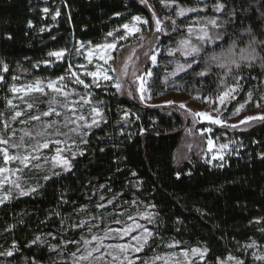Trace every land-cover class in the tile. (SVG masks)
Wrapping results in <instances>:
<instances>
[{
    "label": "trees",
    "instance_id": "16d2710c",
    "mask_svg": "<svg viewBox=\"0 0 264 264\" xmlns=\"http://www.w3.org/2000/svg\"><path fill=\"white\" fill-rule=\"evenodd\" d=\"M148 2L162 10L160 0ZM176 3L206 5L209 14L214 0ZM228 5L237 11L236 22L227 31L238 40V48H247L249 29L252 36L264 40V0H228ZM45 7L48 13L43 12ZM56 10L60 16L53 20ZM133 15L151 20L147 6L136 0H0V67L8 66L7 72L0 71L4 77L0 128L13 76L34 80L65 75L67 56L77 44H102L107 33L115 32ZM181 35L174 33L170 39ZM229 46L230 41L222 42L221 48L208 46L201 56L219 54ZM60 50L66 55L54 62L48 53ZM258 52L264 56V49ZM166 58L161 56L153 68L154 97L173 91L200 98L216 96L220 69L213 65L210 74L201 77L196 73L202 70V62L200 67L193 66L195 72L189 69L164 82ZM242 72L247 79L236 101L244 100L249 91L257 99L264 93V67L257 61ZM93 98L107 122L86 136L84 154L72 161L71 170L40 181L35 192L0 206V252L16 245L13 256L0 255V264H33L34 260L51 264L56 252L49 251V246L73 250L83 234L72 225L78 224L84 212L96 213L101 197L102 204H109L105 207L109 216L128 207L151 209L153 220L148 225L153 237L146 252H161L170 244L177 249L207 247L203 264H216L228 255L248 264L245 245H264V123L256 122L245 130L215 129L213 135H225L227 139L219 137L220 141L230 144L221 162L210 164L191 156L178 163L174 156L182 141V117L143 108L106 86L95 90ZM125 110L128 119H122ZM37 235L44 243H32Z\"/></svg>",
    "mask_w": 264,
    "mask_h": 264
},
{
    "label": "snow or ice",
    "instance_id": "6c2138e0",
    "mask_svg": "<svg viewBox=\"0 0 264 264\" xmlns=\"http://www.w3.org/2000/svg\"><path fill=\"white\" fill-rule=\"evenodd\" d=\"M142 4L146 3L147 0H140ZM161 4L168 9H171L173 5H176V11L175 15L177 17H183L187 13L191 12H202L204 11V8H196V7H189L184 8L181 7L179 4L176 3V0H160ZM151 7V6H149ZM205 7H207L205 5ZM213 12L214 13H223V18H219L217 16L209 17L206 20L203 21L204 26L200 27H194L193 25H189L187 27V35L182 38L175 48H170L168 50V55L175 57L177 53L182 56L183 62L179 60L173 61V63L176 64L175 69L170 74L171 76H176L180 72H186L189 69L195 72L194 65L197 67L201 66V63L203 62V68L200 72L196 73L197 75L204 77L210 74L211 69L213 65L220 69V72L216 73V75L219 77L218 87H217V94L215 96V99L211 97H206L205 101L209 103L210 107L215 104L217 101L219 103L220 107H213V111L217 113L215 117L210 115L206 111H191L190 109H187V106L184 103H180L179 107L185 109L186 111H189L192 115L194 122L197 118L199 120H206L209 124L218 125L222 128L227 127L230 129H237L241 125H246L248 127H251L254 122L264 123V114H257V115H251L246 116L243 119H241L236 124H229L227 121L231 119L233 116H238L242 110H244L245 105L247 103H252L254 101V93L249 91L247 92V100L244 103H239L238 107H235L233 111H229L227 108V105L231 103V101L236 100L237 95H239L240 91L244 90L243 81H245L247 78L242 72L243 68L251 69L252 66L257 62L260 61L261 66L264 67V56L260 55L258 52V49H264V40H259L257 37L252 36L251 29L248 30V34L250 35L251 39L248 42L247 48H238V40L232 39L229 36V33L227 31V27L231 24H234L236 22L237 17V11L235 8H230L228 5V0H214L213 4ZM44 13L49 12V8L45 7L43 9ZM119 15V13H117ZM60 16V11L56 10L54 15H52V19L55 20L57 17ZM168 22V23H166ZM152 24L154 27V33L158 34H168V28L169 25L171 27L172 32L178 31V25L176 22V19L172 17V15H165L162 18L158 17L156 15V12L152 11L151 20L143 18L140 15H133L130 18L129 23L122 24V28L124 29V33L121 34L118 38V40H127L130 36L131 37H137V34H140L137 39L140 41H143L145 37L142 34V27H148ZM201 21L198 19L193 22L195 25H199ZM211 26V29L208 27ZM29 27H31V22H29ZM43 31V29H41ZM116 31H119L117 29ZM108 36H113V32L107 33ZM227 37V40H226ZM117 38L114 37L113 42L104 43L101 45H96L94 50H90L87 53V60L88 63L93 62V55L95 53L96 58L99 60H102L104 64H108V68L100 69L99 65L97 66L96 71H85V75L92 78V84L95 85V87H100V80L103 81H112L113 76L109 75V72H115L116 69L112 67L111 64H109L110 60H114V57L111 55L112 51H115L117 49ZM230 41V46L224 50H222L219 54H213L208 57H202L201 53L205 52L207 50L208 46H213V48H221L222 42L228 43ZM91 43V42H89ZM83 46V44L81 45ZM79 51V49H77ZM150 51L154 52V49L150 48ZM50 57H56L57 60L62 59L65 56V51H51L48 53ZM145 56H148L149 53L145 52ZM237 56L239 57L237 59ZM150 60L153 64H156L157 62V55L152 54L150 55ZM78 68H84V65H77ZM72 65L69 64L68 66V73L73 78V81L75 84L82 85L84 89H90L92 85L85 83V80L81 78V75L78 74L75 71H71ZM3 71H8V66L6 64L3 65ZM128 74V65L125 63L123 69L121 70V75L127 76ZM134 77V83L136 81H139L138 90L140 92V100L143 102L145 100L152 99V96L148 92V88L146 87L148 84V78L153 76V72L150 70H145L143 75L137 76L136 72L133 71L132 73ZM231 78L232 83H228V79ZM13 80L18 79L17 77L13 76ZM252 80H256L257 77L252 76ZM66 80V76H59L56 80H48L46 85L41 80H36L31 84L24 85L21 87H17L16 85L10 86V91L13 94L22 93L19 98L23 101L24 96H28L32 93H39L41 95H45V88L51 90V92L54 94L52 95L48 100V110L39 112V114L31 115L30 119L34 121H40L41 117H49L53 115V113L56 116H60L61 113L56 110L55 105L61 104L62 107L68 108V103H61V101L58 99V97H63L64 101L68 100V97L70 93L66 91L67 84L62 83ZM4 81V77L0 75V82ZM111 87H114L117 91H120L123 87L122 83L117 80L116 82L112 83L110 85ZM75 94V90H73V93ZM91 93L85 92L83 95H80V101H83L85 104L91 103ZM196 99H199V97H196ZM80 101H72L73 104H79ZM264 101V94L259 95L257 99H255V107L260 108L264 107V104L261 102ZM99 103H103V101H99ZM173 101H167L166 104L171 105L173 104ZM7 104L9 106H12V100H8ZM159 106V105H157ZM35 107L34 101L27 102V108L33 109ZM223 109V111L221 110ZM69 111L75 113L77 112V108H69ZM229 112L228 116H225L224 113ZM91 113V122L89 123L87 118L80 114L75 117V119H72L71 117L65 121L64 127H68L69 123H77V121H83L84 123L77 124L75 128H70L69 131L76 133L80 137L79 143H88V141L85 139V137L89 134L87 131H82V129H92L94 126L98 127L100 123L103 121L106 123L107 121L104 120L103 112L100 108L93 106L90 109ZM24 115L21 111H16L15 115L13 116V119H16L17 117H20ZM55 121L51 123H47L44 125L45 129L52 128ZM8 125L5 124V128H7ZM206 131L211 132L212 129L209 128ZM25 136L30 135V133L25 132ZM37 135L43 136L45 135V132L37 133ZM56 137H59L61 135L65 136V140L60 139H46L41 142H37L35 145H33V150L31 152L24 151V152H17L16 154H12L9 152L8 148H22L21 144H9V140L5 139L3 137H0V145H6L8 147H0V155L3 157V166H0V188L4 187V184L7 183L9 185L14 186L16 189H20L19 195H28L30 192H35L36 188H31L29 191H24L21 188V184L19 183V176L15 180L11 179V176H16L17 173H21L24 168H28L33 160H40L42 156L39 154L41 149H47L49 148L50 144L56 145L55 148V155L53 156H43V159L45 163L50 162L53 166V168L60 167L64 171H70L71 170V160L76 157L77 154L83 155V150L79 148V143H77L75 140L72 141V143H69V140L71 137L69 136V133H61L59 129L57 128L55 130ZM203 135V133H201ZM21 141H23V137H21ZM65 145V147H61V145ZM207 147L208 151L211 152L214 147V142L211 138L207 139ZM227 144L220 145V153H217L212 156V159H220L223 160L224 156L222 151L224 149H227ZM103 151V149H101ZM69 152L71 154L70 157L63 155V153ZM18 167L15 169H11L7 167L10 163H17ZM210 162V161H207ZM36 167H40V165H35ZM56 175H59V173H55ZM135 174V173H133ZM49 177L45 176V179H48ZM10 192L4 194L3 196H0V203H3L4 201L10 199ZM103 199V197H101ZM142 219L148 220L150 223L153 220V215L144 213L141 215ZM95 219V218H93ZM130 219H134L130 217ZM116 223H120V221H116ZM87 224V221H81L79 224L72 225V227H78L83 228ZM98 225H89V231H91L92 227H95ZM112 233H115L117 237L120 239H123L124 237H130L131 242L129 243H110L105 244L104 241L106 239L111 238ZM133 233H138L136 235H133ZM153 237V232L149 231L144 225L139 223H133L129 224L126 227H124L122 230H116L113 229L111 232L108 230H105L103 236L100 235H92L91 240L84 239L83 245L84 250L81 254L79 253L81 250L78 248L77 252H73L71 254L73 258V264H81V262H89V264H135V261L130 257L129 253H140L142 252L146 246L149 244V240ZM37 242H40L41 244L44 243V241L41 240V237L37 235L35 239L32 241L33 244H36ZM70 242V241H69ZM89 245H94L92 247H89ZM67 246V242L65 243V247ZM169 247H174V245L170 244ZM259 247L256 245L255 242H252L251 244L245 245V248L251 249ZM16 245L13 244L12 249L5 252H0V255H6V256H13V251L15 250ZM101 249H106V251L103 252L101 255H94V253H100ZM49 251H56V246L51 245L49 246ZM209 249L207 247L200 248V247H193L189 251H185L180 253L181 256H183L184 260L187 262V264H197L196 260H190L189 255L191 254L192 257H199L200 264H203V260L206 257ZM252 256L254 260L256 261H262L264 262V255L257 254L255 252L252 253ZM105 257H110V260H106ZM160 259V257H155L152 261V264H155V260ZM172 257H169L165 264H168V260H171ZM235 258L232 256L228 257V260H234ZM33 264H37V262L34 260ZM144 264H148V261H145ZM178 264V262H177ZM235 264H244L242 260H235Z\"/></svg>",
    "mask_w": 264,
    "mask_h": 264
},
{
    "label": "rangeland",
    "instance_id": "374dc122",
    "mask_svg": "<svg viewBox=\"0 0 264 264\" xmlns=\"http://www.w3.org/2000/svg\"><path fill=\"white\" fill-rule=\"evenodd\" d=\"M138 3L142 4L140 0H136ZM147 6V9L150 13V16H152V11L154 10L156 12V15L163 19L165 15H172L174 19H176L178 27L177 32H172L171 27L169 25L168 28V34H158L154 33V27L150 23L148 27H142V34L145 37L143 41H140L137 39V37L140 34H137V37H129L127 40H118L119 36L124 33V29L122 27L119 28V31L113 32V36H108L106 41L104 43L113 42L114 37L117 38V49L115 51L111 52V55L114 57V60H110L109 64L112 65L116 69L115 72H109V75L113 76L112 81H103L100 80V87H95V85L92 84V78L85 75V71H96L97 66L99 65L100 69L108 68V64H104L102 60H99L96 58V55L94 53L93 55V62L88 63L87 60V53L90 50H94L96 45H90V44H77L73 51L68 54V66L69 64L72 65L71 71H75L78 74L81 75V78L85 80V83H88L92 85L90 89H84L82 85L75 84L73 81V78L70 76L67 72L65 73L66 80L62 83L67 84V89L70 93L68 100L64 101L63 97H58V99L61 101V103H68V108H64L61 106V104L55 105L56 110L61 113L60 116H56L54 113L53 115L49 117H41L40 121H34L31 120V115L39 114V112L48 110V100L49 98L54 95L51 90L45 88V95H41L39 93H32L28 96H24L23 101L19 98L22 93L13 94L9 89L11 85H16L17 87H21L24 85H28L33 83L36 80H41L45 83H47L48 80H56L55 79H34V80H24L20 77H17L16 80H11V83L8 86V94L7 97L8 100H12V106H9L6 101L5 106V114L3 115L1 128H0V137H3L5 139L9 140V144H21L22 148L16 149V148H8L9 152L12 154H16L17 152H24L28 151L31 152L33 150V145H35L37 142L43 143L46 139H60L65 140L66 137L61 135L59 137H56L55 130L58 128L61 133H69V136L71 139L69 140V143H72L73 140H75L77 143L80 141V137L76 135V133L70 132V128H75L77 124H83V121H77V123H69L68 127H64L65 121L68 120L70 117L72 119H75L76 116L83 114L88 122H91V113L90 109L95 106L100 108L97 101L94 100L93 96L95 93V90L101 88V87H110L114 89V91L118 94L120 97H125L129 100L136 101L140 103V105L144 107L149 108H156L164 111H170L175 112L180 117H182L183 121V127H182V141L180 143V146L175 152V161L180 163L183 160L189 159L191 156L200 157L202 160L210 161L208 163L214 164L216 162H221L220 159H212V156L220 153V145L227 144L228 148L224 149L221 154L225 157L229 152V142L227 140L220 141V138L227 139L225 135L221 134V137H215L213 133L215 132V129L225 130L230 129L227 127H220L218 125L209 124L206 120H199V118L196 119L194 122V119L189 111H186L183 108H180V103H184L187 106V109H190L191 111H206L213 117L217 115L215 111H213V107H220L218 101L213 104L211 107L208 102L205 101V98H200L197 95H188L185 93L173 91V92H167V93H161L157 95L156 97L153 96V92L151 90L152 83L154 81V72L153 68L159 65V58L161 56L167 57L166 61L168 62L165 65H167L164 69L163 73H166L167 77L165 76L162 78V81L166 82L167 80H174L178 76L186 73V72H180L176 76H171L170 74L175 69L176 64L173 63L175 60H179L183 62V57L180 56L179 53L176 54L175 57L169 56L168 50L170 48H175L178 42L184 38L187 35V27L189 25H193L194 27H200L204 26L203 21L206 20L209 17L217 16L219 17L220 13H214L213 12V6L209 9V14H207V7L205 6H196V8H204V11L202 12H191L187 13L183 17H177L175 15L176 11V5H173L171 9L165 8L162 4V10L155 9L150 2H147L142 4ZM151 6V7H149ZM189 8V7H184ZM200 20L201 23L199 25L193 24L194 21ZM130 21V19H129ZM126 22V23H129ZM168 23V22H166ZM211 29V26H208ZM182 32V35L180 37H177L176 39H170L174 33H180ZM101 45V44H99ZM151 49H154L153 51H150ZM79 49V51H77ZM148 52L149 55L145 56L144 53ZM156 54L157 55V62L156 64H153L150 60V55ZM66 55V54H65ZM65 57V56H64ZM63 57V58H64ZM54 62H60L63 60H57L56 57H50ZM125 63L128 65V74L127 76L121 75V70L123 69ZM77 65H84V68H78ZM170 67V68H167ZM145 70H150L153 72V76L148 78V92L152 96V99L141 101L140 100V92L138 90L139 81H134V77L132 75L133 71L136 72L137 76L143 75ZM0 71H3V68L0 67ZM165 75V74H164ZM119 80L123 87L120 91H117L114 87H111L110 85L114 82ZM73 90H75V94L73 93ZM85 92L91 93V103L85 104L83 101H80V95H83ZM239 94H241L239 92ZM264 94L263 92H260V95ZM238 96L236 97V100L238 99ZM196 97H199V99H196ZM208 97V96H207ZM259 97V96H258ZM215 97L213 98V100ZM236 100L231 101L227 105V108L229 111H233L235 107L239 106V103H244L247 100V93L245 94L244 100L241 102H237ZM34 101L35 107L33 109L27 108V102ZM72 101H80L79 104H73ZM167 101H173L174 103L171 105L166 104ZM264 104V101L261 102ZM159 105V106H157ZM77 108V112L73 113L69 111V108ZM223 111V109H221ZM16 111H21L24 113V115L17 117L16 119H13V116L15 115ZM257 114H264V107L257 108L255 107V100L252 103H247L245 105L244 110L241 111V113L238 116H233L231 119H229L227 122L229 124H236L241 119H243L246 116L251 115H257ZM129 111H124L122 114V119H128L129 117ZM225 116L229 115V112L224 113ZM55 121L52 128L45 129L44 125L47 123H51ZM103 123V121L101 122ZM100 123V124H101ZM254 122L253 124H255ZM5 124L8 125L7 128H5ZM97 127H93L92 129H82V131H87L90 133L92 130H94ZM211 128L212 131H206L207 129ZM249 127L246 125H241L239 130H245ZM233 130V129H230ZM45 132V135L40 136L37 135V133ZM28 132L30 135L25 136L24 133ZM203 133V135H201ZM214 136V137H213ZM21 137H23V141H21ZM211 138L214 142V147L211 152L208 151L207 147V139ZM86 139V137H85ZM84 143H79V148L82 149V146ZM0 147H8L6 145H0ZM61 147H65V145H61ZM55 148L56 145L50 144L49 148L47 149H41L40 155L42 158L40 160H33L32 164L28 168H24L21 173H17L16 176H11V179L15 180L17 176H19V183L21 184V188L24 191H29L31 188H38L39 182L42 180H46L45 176L51 177L53 175H56L55 173H64L67 171L62 170L60 167L53 168L52 164L50 162L45 163L43 156H53L55 155ZM63 155L70 157L71 154L69 152L63 153ZM79 154L76 155L78 157ZM75 157V158H76ZM74 158V159H75ZM71 160V164L72 161ZM35 165H40V167H36ZM0 166H3V157L0 155ZM17 163H10L7 165V167L11 169H15L18 167ZM20 189H16L14 186L9 185L7 183L4 184L3 188H0V196H3L6 193L10 192V199L4 201L3 203H0V206L4 203L9 202L10 200L16 198V197H24L27 195H19ZM32 193V192H30ZM29 193V194H30ZM28 194V195H29ZM104 199V198H103ZM98 203L97 206H95V212L96 213H86L84 212L82 215L79 216L78 224L83 220L87 221V224L81 229V233L83 234L81 239L74 244V249L71 251H67L64 246H59L56 248V254L54 257V260L51 264H73V258L71 254L73 252H77V249L79 248L81 251L77 253L78 255L81 254L84 250L83 240L88 239L91 240L92 235H100L103 236L105 230H108L111 232L113 229L116 230H122L124 227H126L129 224L133 223H139L144 225L149 231V221L142 219L141 215L144 213L152 214L151 209L148 207H142V208H135L134 210H130V207H128L125 210H119L115 211V213L111 214L112 216H109V213L106 212L105 207H108L109 204L104 203L102 204ZM132 209V207H131ZM107 215V216H106ZM130 217L134 219H130ZM95 218V219H93ZM116 221H120V223H116ZM89 225H98L91 228V231H89ZM152 232V231H151ZM138 233H133V235H136ZM152 239V238H151ZM150 239V240H151ZM149 240V241H150ZM131 242L130 237H124L123 239H120L115 235V233H112L111 238L106 239L104 241L105 244L110 243H129ZM257 245V244H256ZM94 245H89V247H92ZM259 247L256 248H245L244 247V253L247 256L248 264H264L262 261H256L254 260L252 253L255 252L257 254L264 255V245H258ZM191 248H180L177 249L175 247H168L167 250H163L161 252L158 251H152V252H146L147 246L145 249L140 253H129L130 257L135 261V264H144L145 261H148V264H152V261L155 257H160V259L155 260V264H165V261L172 257L171 260H168V264H187V262L184 260L183 256L180 255V253L189 251ZM106 251V249H101L100 253H94V255H101L103 252ZM231 255L226 256L225 258L219 260L216 264H235V260H242L240 257L232 256L235 259L234 260H228V257ZM106 260H110V257H105ZM190 260H196L197 264H200L199 257H192L191 254L189 255ZM243 261V260H242ZM204 262V260H203ZM81 264H89V262H81Z\"/></svg>",
    "mask_w": 264,
    "mask_h": 264
}]
</instances>
